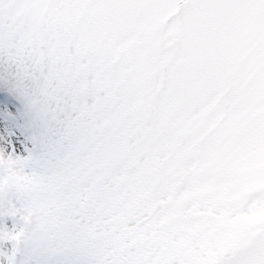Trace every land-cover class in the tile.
I'll use <instances>...</instances> for the list:
<instances>
[{
	"label": "snow or ice",
	"instance_id": "6c2138e0",
	"mask_svg": "<svg viewBox=\"0 0 264 264\" xmlns=\"http://www.w3.org/2000/svg\"><path fill=\"white\" fill-rule=\"evenodd\" d=\"M0 264H264V0H0Z\"/></svg>",
	"mask_w": 264,
	"mask_h": 264
}]
</instances>
